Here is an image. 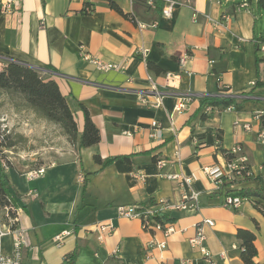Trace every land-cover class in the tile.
<instances>
[{
  "label": "crops",
  "instance_id": "0c3cea01",
  "mask_svg": "<svg viewBox=\"0 0 264 264\" xmlns=\"http://www.w3.org/2000/svg\"><path fill=\"white\" fill-rule=\"evenodd\" d=\"M15 1L18 9L0 14V68L14 61L47 70L41 73L67 97L79 133L85 126L84 106L101 135L98 144L81 148L80 136L72 143L21 94L0 89V119L8 124L11 140L6 173L29 242L24 262L184 264L188 259L187 264H211L189 244L195 223L210 218L215 226L205 227L206 246L215 264H245L238 229L256 234L255 262L264 264V213L253 200L237 209L225 206L223 193L203 170L223 162V151L240 143L255 177L231 189L264 185V144L257 139L264 113L256 119V112H264V53L258 46L264 8L258 0H191L192 6H178L170 18L161 7L149 10L130 0H113L124 13H135V21L112 9L111 0ZM244 1L249 6L239 8ZM85 53L123 67L99 70ZM222 87L243 101L230 110L214 109L205 118L202 98L219 94ZM181 100L185 107L174 111ZM34 122L52 144L37 149L18 145L16 139L30 135ZM96 155L114 160L103 166L95 162ZM39 168H45L44 174L27 177ZM83 172L91 176L84 191ZM168 175L192 181L182 184ZM184 192L199 193V209L168 211L167 203L178 202ZM128 205L170 214L176 231L166 238L162 231L144 229L139 218L119 216L118 207ZM109 220L115 229L101 238L98 226ZM62 232L68 233L58 244L55 238ZM164 241L166 248L157 246ZM13 244L12 234L0 238V253L11 254Z\"/></svg>",
  "mask_w": 264,
  "mask_h": 264
},
{
  "label": "built area",
  "instance_id": "2783aa9c",
  "mask_svg": "<svg viewBox=\"0 0 264 264\" xmlns=\"http://www.w3.org/2000/svg\"><path fill=\"white\" fill-rule=\"evenodd\" d=\"M220 2L221 0H210ZM132 5L136 3L142 4L144 7L149 10H154L159 7L162 9V15L166 18H170L173 15L175 8L178 6H192L191 0H130ZM249 6L248 1H244L239 4V8H247ZM15 9H18V4L15 0H7L3 4H1V13H12ZM199 12L194 10L193 18L195 20L198 19ZM44 27V25H42ZM262 39L259 43V49L264 53V33L262 35ZM189 55H186L181 58V63L189 58ZM84 58L88 61H91L99 70L108 71L112 69L119 70L123 66L115 63H110L103 61L101 58L97 56H93L90 53H85ZM149 80L152 82L153 90H156V86L153 83V78L149 76ZM256 82H251L250 86L253 88L256 86ZM223 96H231L227 93H223ZM159 102L157 103V105ZM185 103L181 100L174 107V111H181L185 107ZM233 109V107L228 108ZM214 109L212 106L204 107V111L206 113L212 112ZM263 111L256 112V119H260V116L263 114ZM159 124L154 123V135L159 132ZM247 130L251 129V125L245 124L243 125ZM10 135V128L5 120L0 119V163L6 169V163L4 161V154L6 155V147H4V143H6V139ZM257 139L259 142L264 144V127L260 129L257 134ZM228 156L224 155L223 162L216 161L214 164L205 166L203 168L205 174L209 178V180L214 184L215 188L223 193V204L229 208L237 209L244 202L251 201V199L242 196H234L229 194L228 192L237 185L238 182L251 179L255 177V173L250 165V158L247 153L244 152V148L240 143L234 144L232 148L227 150ZM160 165H164L163 161H159ZM45 168H39L36 170H31L27 173V177L30 179H35L44 174ZM137 178H143L142 173L136 174ZM169 178L177 179L181 181L182 184H190L192 179L190 177H184L180 175H168ZM83 182V175H82ZM167 210L173 211H197L199 209V193L192 192L188 194L184 192L180 198V200L176 203H167ZM5 211L4 217L0 215V238L5 235L12 234L14 237L13 244V252L11 254H3L0 253V264H26L24 262V249L29 246V242L27 239L26 231L20 227L19 225V217H18V208L13 206L1 207L0 210ZM9 210L16 211L17 215L15 217L9 216ZM159 209L154 208H143L138 207L136 205H128V206H119L118 207V215L121 217L127 218H139L142 221L143 227L146 230H159L162 231L165 237H169L176 231L175 225L171 221L160 222L154 219V216L157 215ZM163 212V211H161ZM16 224V227L13 225ZM214 227L215 221L210 218H203L199 222L195 223V234L189 239V244L192 248L198 249L204 258L211 264H215L213 255L211 251L206 246V232L205 227ZM98 229L101 233V238L103 234L110 233L115 229V226L111 220L105 224H100ZM68 232H62L58 236H56V243L61 244L63 242V237ZM150 246H152L150 244ZM158 247L164 249L166 248V242H161L157 244ZM184 264L189 263V260H183Z\"/></svg>",
  "mask_w": 264,
  "mask_h": 264
},
{
  "label": "trees",
  "instance_id": "16d2710c",
  "mask_svg": "<svg viewBox=\"0 0 264 264\" xmlns=\"http://www.w3.org/2000/svg\"><path fill=\"white\" fill-rule=\"evenodd\" d=\"M259 5L264 8V0H258ZM110 7L122 14L124 17L135 21V13H124L120 6L113 0L110 1ZM1 14V5H0ZM148 67L152 70L160 72L161 70L152 63H148ZM49 70H54L52 66L46 67ZM0 89L8 90L21 94L26 100L27 105L34 110L37 114L58 125L68 139L75 143L80 136V147L86 148L96 145L101 140L100 130L92 121L90 114L86 107L82 106L85 113V126L82 133H79L78 124L74 117L73 111L69 105L67 97L62 94L58 83L54 79H48L41 71L30 67L28 65L10 61L5 68L0 70ZM229 93L228 87H222L219 94L207 95L201 100L202 106H212L213 109L220 111L226 110L229 107H235L243 100L234 96H223V93ZM210 113H204L206 118ZM4 143V147H8L9 143ZM225 156H228L227 150L223 151ZM4 161L7 167H10V161L7 155L4 154ZM125 161H130L131 156H124ZM96 163L103 164V166L109 165L113 162L114 158H108L102 161L99 155L94 157ZM154 160L157 162L154 158ZM83 175V191L86 184L91 177L88 173H82ZM229 194L234 196L247 197L254 201L257 208L264 213V207L261 200L264 201V185L259 188H243L234 190L231 189ZM0 205L1 207L13 206L18 208L14 202V195L10 188V182L6 173V168L0 163ZM151 205V204H150ZM155 205V203H152ZM152 208V207H143ZM9 216L15 217L16 211L9 210ZM154 219L160 222L171 221L175 219L168 213L158 211ZM17 225L14 224L13 227ZM237 239L240 241L241 258L245 264H257L255 258L258 254V250L255 244L256 234L253 231L247 229H238Z\"/></svg>",
  "mask_w": 264,
  "mask_h": 264
},
{
  "label": "rangeland",
  "instance_id": "374dc122",
  "mask_svg": "<svg viewBox=\"0 0 264 264\" xmlns=\"http://www.w3.org/2000/svg\"><path fill=\"white\" fill-rule=\"evenodd\" d=\"M1 69H2V67L0 68V70ZM36 124H39V123L34 122L33 128H32L33 132L30 135H25V137H23V138H19V139L17 138L16 139L18 145H20V146L25 145L28 148L37 149V148L46 147V145L52 144L50 141V138H48L46 132H44L45 130L41 129L39 126H36ZM31 126H32V124H31ZM52 133L54 134V132H52ZM9 138H10V135H9ZM10 141L11 140L8 139L7 143H9ZM0 215H1V217H4L5 211L1 209Z\"/></svg>",
  "mask_w": 264,
  "mask_h": 264
},
{
  "label": "water",
  "instance_id": "95a60500",
  "mask_svg": "<svg viewBox=\"0 0 264 264\" xmlns=\"http://www.w3.org/2000/svg\"><path fill=\"white\" fill-rule=\"evenodd\" d=\"M26 65V64H25ZM28 66H30V65H28ZM30 67H33V68H35V69H37V70H39V71H47V70H45V69H43V68H40V67H37V66H30Z\"/></svg>",
  "mask_w": 264,
  "mask_h": 264
}]
</instances>
